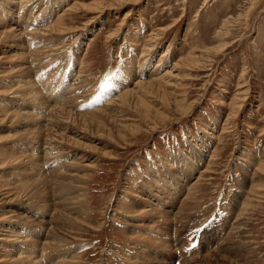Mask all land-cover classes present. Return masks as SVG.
Segmentation results:
<instances>
[{"label": "rangeland", "instance_id": "obj_1", "mask_svg": "<svg viewBox=\"0 0 264 264\" xmlns=\"http://www.w3.org/2000/svg\"><path fill=\"white\" fill-rule=\"evenodd\" d=\"M0 189V264H264V0H0Z\"/></svg>", "mask_w": 264, "mask_h": 264}, {"label": "bare ground", "instance_id": "obj_2", "mask_svg": "<svg viewBox=\"0 0 264 264\" xmlns=\"http://www.w3.org/2000/svg\"><path fill=\"white\" fill-rule=\"evenodd\" d=\"M98 4V3H97ZM99 4L100 5H103L102 3H100L99 2ZM96 5V4H95ZM99 5V6H100ZM24 6V5H23ZM102 7H104V6H102ZM98 9V8H97ZM100 12H102V11H100ZM60 22H61V24H62V20L60 19ZM58 23V22H57ZM61 24H58V25H60L61 26ZM56 25V24H55ZM54 26V25H53ZM57 26V25H56ZM50 27V26H49ZM55 27V26H54ZM53 27V28H54ZM58 27V26H57ZM50 28H52V26L50 27ZM52 28V29H53ZM60 28V27H59ZM55 29V28H54ZM59 30H63V29H59ZM58 30V31H59ZM69 30V29H68ZM47 31H48V29H47ZM53 31V30H52ZM63 32V31H62ZM51 33V32H50ZM30 42V41H29ZM27 44H28V42H27ZM35 49V48H34ZM182 61V60H181ZM196 62H197V60H196ZM178 63V62H177ZM177 63H176V65H177ZM194 62H192V64H193ZM179 64V63H178ZM54 72H55V70H53ZM57 72V71H56ZM49 75V74H48ZM46 78H48L47 76H46ZM62 78V77H61ZM47 80V79H46ZM49 82V81H48ZM48 82L45 84L46 86L48 85ZM50 83V82H49ZM147 86H149V87H151V83H149V82H146L145 83ZM50 86V85H49ZM52 89V88H51ZM39 91V90H38ZM53 91V90H52ZM50 92V91H49ZM128 93H126V94H124L123 96H121L120 98H122L123 99V97H125L126 95H127ZM61 105V104H60ZM62 112V111H61ZM67 114V113H66ZM62 116V115H61ZM66 116H68L69 117V115H66ZM30 123V122H29ZM16 139V138H15ZM34 139H38V133L37 134H35V137H33V139L32 140H34ZM20 140V139H19ZM19 140L17 141V139L15 140L16 142V144H18L17 142H19ZM20 142H23V141H20ZM19 142V143H20ZM13 144V143H12ZM10 156H14V155H19V153L18 152H16V151H14L11 147H10ZM37 160H39V159H37ZM32 161V160H31ZM35 164V163H34ZM62 165V164H61ZM19 175H21V174H17V176H19ZM20 179V177H18V178H16V179H14V178H10V179H4V182L3 181H1V186H6V187H10V185H13L12 187H10V189H8V191H7V189H6V191L7 192H13V195H15V192L18 194V195H21V194H24V192L26 191V190H28V191H30V186H31V183H29V182H27V181H25V182H22V183H19L18 182V180ZM21 180V179H20ZM50 181V180H49ZM61 181V180H60ZM1 190V189H0ZM6 191H3V194H5V193H7ZM189 191H191V189L189 190V188H188V190H187V192L185 193L186 195H184V198L187 196H189L190 195V192ZM29 193H31V195H30V197L31 198H35L36 196L30 191ZM27 194H25V196H26ZM191 195H193V193L191 194ZM190 195V196H191ZM7 197V196H6ZM21 197V196H20ZM30 197H28V198H30ZM186 197V198H187ZM16 198V197H15ZM45 199V201H47L48 199L46 198V196L45 195H42L41 196V199ZM183 198V199H184ZM188 199V198H187ZM186 201V200H185ZM188 201V200H187ZM187 201H186V205L188 206L189 204H187ZM189 202V201H188ZM191 205V204H190ZM185 206V205H184ZM183 205H182V207H184ZM187 208H189V210H190V207H187ZM186 209V208H185ZM183 210H184V208H183ZM187 210H184V214H186L185 212H186ZM189 212H192V211H189ZM182 213V214H183ZM188 213V212H187ZM189 215V214H188ZM238 216H239V214H237ZM184 216V215H183ZM186 216V215H185ZM184 216V217H185ZM191 217V216H190ZM190 217H189V219H190ZM180 218H182V217H180ZM68 219V218H67ZM238 219V218H237ZM25 222V221H24ZM16 223L17 224H19V226H22V224H23V222L22 223H19L18 221H16ZM26 223V222H25ZM237 223V222H236ZM239 227V225L236 227H234V228H238ZM242 227V226H241ZM6 229V228H5ZM182 230V229H181ZM233 230V229H232ZM239 230V229H238ZM38 230H33V232H37ZM234 231H236L237 232V230H235L234 229ZM236 232H234V233H236ZM5 234H7V233H5ZM238 234V233H237ZM8 235H10L11 237V240H9V241H17V236L16 235H13V234H11V233H9ZM6 236L7 238L9 237V236ZM240 235V234H239ZM26 236V235H25ZM36 236V235H35ZM6 238V239H7ZM5 239V240H6ZM224 241V240H223ZM168 242V241H167ZM30 245H31V248H33L35 245L34 244H31V242H30ZM185 245V244H184ZM183 245H181V247H182ZM185 248V247H184ZM49 249H51V248H49ZM181 249V248H180ZM42 251L39 253L40 255H42V256H44V255H48V254H46V252H47V250H48V246H42V249H41ZM52 250H54V249H52ZM52 250H50V252L52 251ZM173 250V249H172ZM177 250V249H176ZM13 250H10V249H7L5 252H4V254L5 255H8L9 256V254H11V252H12ZM181 251V250H180ZM171 252V251H170ZM31 253H33V251L31 252ZM55 253H58V251H56ZM60 254V253H59ZM34 257H36L37 255L36 254H34L33 255ZM41 256V257H42ZM207 256V255H206ZM208 256H210V255H208ZM0 257H2V256H0ZM4 257V256H3ZM7 257V256H6ZM38 257H39V255H38ZM37 257V258H38ZM40 259V258H39ZM40 261V260H39ZM57 261V260H56ZM48 262V258H46V259H43L42 258V260H41V262L40 263H42V264H48L47 263ZM38 263V262H37ZM36 263V264H37ZM54 263V262H53ZM186 263V262H185ZM55 264V263H54Z\"/></svg>", "mask_w": 264, "mask_h": 264}]
</instances>
